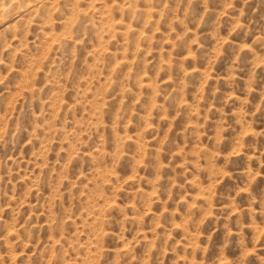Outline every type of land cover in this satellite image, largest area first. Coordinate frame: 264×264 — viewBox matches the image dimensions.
I'll list each match as a JSON object with an SVG mask.
<instances>
[{"label": "rangeland", "instance_id": "rangeland-1", "mask_svg": "<svg viewBox=\"0 0 264 264\" xmlns=\"http://www.w3.org/2000/svg\"><path fill=\"white\" fill-rule=\"evenodd\" d=\"M0 264H264V0H0Z\"/></svg>", "mask_w": 264, "mask_h": 264}, {"label": "bare ground", "instance_id": "bare-ground-1", "mask_svg": "<svg viewBox=\"0 0 264 264\" xmlns=\"http://www.w3.org/2000/svg\"><path fill=\"white\" fill-rule=\"evenodd\" d=\"M3 18V17H2Z\"/></svg>", "mask_w": 264, "mask_h": 264}]
</instances>
